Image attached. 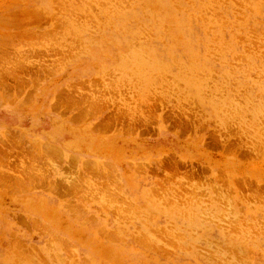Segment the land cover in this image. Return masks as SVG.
I'll return each mask as SVG.
<instances>
[{"label": "rangeland", "instance_id": "rangeland-1", "mask_svg": "<svg viewBox=\"0 0 264 264\" xmlns=\"http://www.w3.org/2000/svg\"><path fill=\"white\" fill-rule=\"evenodd\" d=\"M0 264H264V0H0Z\"/></svg>", "mask_w": 264, "mask_h": 264}]
</instances>
